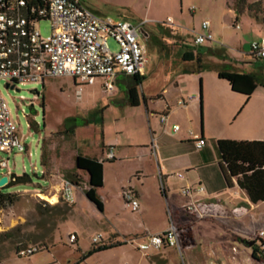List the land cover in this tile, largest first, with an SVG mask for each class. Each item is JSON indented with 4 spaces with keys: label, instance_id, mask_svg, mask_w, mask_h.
<instances>
[{
    "label": "rangeland",
    "instance_id": "rangeland-1",
    "mask_svg": "<svg viewBox=\"0 0 264 264\" xmlns=\"http://www.w3.org/2000/svg\"><path fill=\"white\" fill-rule=\"evenodd\" d=\"M81 1L101 17H110L115 22L129 21L136 26L143 24L141 35L142 43L147 46V76L143 86L138 85L141 96L154 95L162 85L169 84L167 81L177 65L171 69L165 65L164 62L169 60L168 49L171 46L174 49L173 46L183 40L180 34L186 40L195 38L205 20L212 23L216 38L221 35L227 39L231 54L237 56L235 49L242 52L243 57H238L239 63L234 64L237 67L233 70L255 72L260 84H264V63L249 58L252 44L259 41L261 35L255 23L264 27V0ZM257 2L260 4L249 9L250 4ZM169 18L173 20L171 25ZM252 27L256 29L251 31ZM38 28L45 37L51 33L47 21L40 23ZM241 40L243 47L239 45ZM109 45L112 50H118L113 40H109ZM245 61L252 64L246 66L242 63ZM78 85L71 78H55L46 81L44 87L21 84L8 90L5 82H0L1 93L12 111L20 139L28 148L24 153H0V161H8V168L0 169V180L8 172L17 177L27 174L33 179V183L5 190L13 196L15 203L0 211V264H75L80 259L81 264H122L126 255L134 261L142 256L128 244L90 256L87 261L80 257L78 245L86 252L93 247V238L100 234L104 243L111 231L135 229L139 221L137 212L127 208L117 191L121 184L128 186L129 181H135L132 170L142 163L132 156L130 160L125 158L106 165L108 186L100 198L108 206L103 214L84 194L89 186L86 174L75 169V157L83 155L103 161L107 154L103 152L105 139L118 140L121 144L127 141L141 143L146 140L148 123L142 109H128L122 114L120 107L112 102L115 97L108 96L102 89L101 81L84 86L82 90ZM119 86L124 89L122 84ZM34 90L40 95L31 93ZM29 122L36 123V130L29 128ZM66 181L76 184L72 191L73 202L63 198ZM147 183L152 213L146 221L150 223V230L155 231L162 225L158 203L161 188L154 187L151 180ZM71 235L77 237L78 243H71ZM28 246L47 248L31 257H19L17 251ZM179 260L186 263L180 253Z\"/></svg>",
    "mask_w": 264,
    "mask_h": 264
},
{
    "label": "crops",
    "instance_id": "crops-1",
    "mask_svg": "<svg viewBox=\"0 0 264 264\" xmlns=\"http://www.w3.org/2000/svg\"><path fill=\"white\" fill-rule=\"evenodd\" d=\"M238 21L239 18L236 19ZM255 24L260 28L261 40L264 27ZM255 29L252 27L251 31ZM211 32L216 38L212 23ZM179 36L183 40L176 47L173 46L174 49L172 46L168 49L169 60L164 62L170 69L175 65L177 68L173 69V75L167 81L169 84L162 85L158 93L141 96L138 90V85L143 86L146 82V66L144 75L139 77L144 80L143 83L136 84L132 77L124 75L116 79L112 102L120 107L122 114L127 113L128 109H142L148 128L146 140L141 143L127 141L121 144L118 140L105 139L103 152L113 149L115 159L107 160V154L103 161L95 158L104 167V185L97 190V194L102 197V192L108 186L107 164L113 165L125 158L130 160L132 156L138 158L142 164L132 170L135 181H129L128 186L121 184L117 193L122 200L125 190L135 193L139 202L136 214L139 221L131 231H111L108 240L99 246L116 245L109 249L112 250L127 247L126 239L142 242L149 234L166 231L173 221L182 236L180 251L164 248L144 253L134 244L132 246L142 256L134 261L133 257L126 255L122 264H183L179 260V253L185 259V264H264L252 257L253 249L246 244L254 242V235L264 228V202L252 203L240 188L238 179L228 176L217 148L219 140L264 141V84L258 86L250 97L235 93L226 80L218 77V72L224 67L234 71L233 68L239 63L238 57H243L242 52L235 49L237 56L231 54V49L226 45L227 39L221 35L216 38L219 43L206 42L201 46L195 44V38L186 40L181 34ZM140 43L146 55L147 46L142 43V38ZM240 44L243 47L242 40ZM249 58L256 63H264L250 54ZM242 63L246 66L252 64L251 61ZM119 84H122L123 90ZM135 84L139 106L131 107L127 92ZM188 97H193L188 106L178 107L177 102ZM108 105L113 108L112 103ZM162 114L168 115L166 124L161 122ZM175 125L180 126L178 132L173 131ZM192 134L205 140L203 148L196 147ZM85 179L88 184V176ZM149 180L154 187L161 188L158 203L162 225L155 231L150 230V223L146 221L152 213L150 192L146 187ZM198 185L205 187V194L199 197H184L181 194L182 188ZM190 203H196L203 218L185 212L184 207ZM103 205L104 214L108 206L106 201ZM77 248L80 257L90 250L83 252L79 245ZM81 262L82 259L75 264Z\"/></svg>",
    "mask_w": 264,
    "mask_h": 264
},
{
    "label": "built area",
    "instance_id": "built-area-1",
    "mask_svg": "<svg viewBox=\"0 0 264 264\" xmlns=\"http://www.w3.org/2000/svg\"><path fill=\"white\" fill-rule=\"evenodd\" d=\"M44 21L49 22L51 27L50 35L46 37L38 28ZM168 23L171 25L173 20L169 18ZM142 27L143 24L136 26L129 21L115 22L110 17H101L84 6L81 0H0V82L8 84L6 89L9 90L21 84L44 87L50 79L71 78L82 90L84 86H93L101 81L103 90L111 97L119 75H144L147 60L144 46L140 43ZM236 28L240 27L237 25ZM109 40L117 44L118 50L111 49ZM194 42L197 46L206 42L219 43L211 32L209 21L202 22L201 32L196 33ZM250 55L264 62V36L252 44ZM192 100L193 97L181 99L177 105L186 108ZM160 119L166 124L168 115L162 114ZM179 130L180 126H173L174 132ZM193 138L198 149L205 146L204 139L194 135ZM27 150L0 90V153L10 155ZM113 159L114 151L110 149L107 160ZM5 168H8V161H0V169ZM12 175L8 172L5 176L10 179ZM73 187L69 181L63 186L66 202H73ZM205 192L202 185L187 186L181 190L184 197H199ZM123 201L132 212H138L139 202L132 190L123 192ZM184 209L187 213L204 217L196 203H190ZM181 238L179 228L171 221L164 232L149 234L142 242L126 239L125 243L136 244L137 249L144 253L164 248L180 251ZM70 241L74 244L77 237L71 235ZM254 242L259 255L264 256V229L254 235ZM92 243H103L102 235L94 237ZM44 249L46 247H22L17 255L27 258Z\"/></svg>",
    "mask_w": 264,
    "mask_h": 264
},
{
    "label": "trees",
    "instance_id": "trees-1",
    "mask_svg": "<svg viewBox=\"0 0 264 264\" xmlns=\"http://www.w3.org/2000/svg\"><path fill=\"white\" fill-rule=\"evenodd\" d=\"M259 4L260 2L250 4L249 9ZM218 77L226 80L230 84L232 91L247 97H250L256 88L263 84H260V78L257 74L238 73L227 67H224L223 70L218 72ZM132 78L136 84L142 82V79L139 78V76ZM136 84L130 86L127 92L128 104L131 107L139 106ZM35 125V122H29L30 129L36 130ZM217 148L221 159L224 162L228 176L238 179L240 188L247 193L252 203L258 204L264 202V141L219 140L217 141ZM75 169L88 176L89 188L84 191V194L86 198L102 213L104 211V205L97 194V190L104 185L103 163L97 159L78 155L75 157ZM29 183H33V179L27 174L20 177L12 175L9 183L0 189V211L7 210L15 203L13 196L10 193L5 192V190ZM73 185L76 186V184ZM246 244L249 243L246 242ZM114 247H116V245H101L93 247L85 253L82 258L86 259L95 253L106 251ZM252 249V257L264 262V256L259 255L256 243Z\"/></svg>",
    "mask_w": 264,
    "mask_h": 264
},
{
    "label": "water",
    "instance_id": "water-1",
    "mask_svg": "<svg viewBox=\"0 0 264 264\" xmlns=\"http://www.w3.org/2000/svg\"><path fill=\"white\" fill-rule=\"evenodd\" d=\"M8 87H9V85L7 84L6 85V88H8ZM11 89L14 90L13 87ZM16 91L19 92L20 90L19 89H16ZM31 93H35L37 96L40 95L37 90L31 91ZM8 183H9L8 176H3L2 179L0 180V189L3 188V187H5ZM254 245H255V242H250L248 244L249 247H253Z\"/></svg>",
    "mask_w": 264,
    "mask_h": 264
}]
</instances>
